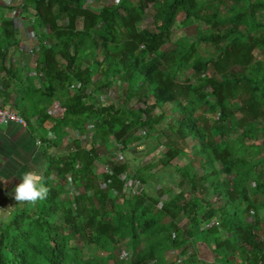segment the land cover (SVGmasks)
<instances>
[{"label": "trees", "instance_id": "16d2710c", "mask_svg": "<svg viewBox=\"0 0 264 264\" xmlns=\"http://www.w3.org/2000/svg\"><path fill=\"white\" fill-rule=\"evenodd\" d=\"M113 1L24 0L23 23L39 40L40 83L21 88L16 109L29 108L22 115L28 122L37 114L42 125L52 121L55 146L70 127L80 136L91 130L107 153L117 146L143 153L131 162L105 161L77 140V150L53 160L43 175L47 198L12 200L8 221L0 218V264H177L171 251L184 248L187 256L189 247L194 252L182 264H264V0ZM7 8L0 0V11ZM148 12L153 28L139 29ZM179 18L185 28L207 30L196 41L172 43ZM18 36L14 20L0 14V87L13 75L7 62ZM97 76L109 87L127 85L126 102H90ZM40 95L53 101L43 104ZM54 102L62 116L47 113ZM168 105L173 113L165 112ZM172 117L176 138L195 142L188 153L176 140L158 150L167 136L162 124ZM153 137L160 142L152 147ZM155 151L156 163L140 165ZM178 157L186 162L173 165ZM100 160L108 173L98 183L91 171ZM158 165L172 172L170 184L157 189L149 170ZM54 171L82 191L52 189ZM127 181L130 188L137 182L128 192ZM171 185L178 191L167 198ZM199 243L212 263L200 259ZM118 247L125 254L119 261Z\"/></svg>", "mask_w": 264, "mask_h": 264}, {"label": "crops", "instance_id": "0c3cea01", "mask_svg": "<svg viewBox=\"0 0 264 264\" xmlns=\"http://www.w3.org/2000/svg\"><path fill=\"white\" fill-rule=\"evenodd\" d=\"M14 1L18 3L20 2V5L18 8L16 6L13 7L12 11L21 10L23 12V10L19 8L24 4V0H6L7 5ZM7 7L11 8V6ZM15 17L16 16L11 15L9 18L14 20L15 27L19 31V46L12 49L8 57L7 67L13 72V75L9 77V79H7V81L4 82L0 87V105L2 108L12 110L22 117V115L25 116L24 112L29 110V108L23 110L16 109V107L23 104V95L26 93H23L21 88L23 86L27 87L29 81H32L35 87H39L40 82L37 78V73L39 72L38 53L40 47L37 45L35 46V44L32 46L29 45L28 39H30V35L28 36V39H26V36L21 33L23 30H19V28L16 26L19 21L22 22L23 25V20L20 18L17 19ZM23 19L27 21L25 17ZM24 28L30 29L31 33H34L32 26H25ZM36 38H38L37 35H35L34 39ZM30 47H33L34 49L31 51L24 50L25 48ZM16 56H25L24 61L22 57V62L15 64L14 59ZM30 58H33V63ZM40 101L46 105H49L51 102L49 99L42 101L41 95ZM54 103L50 105L47 113L55 118L57 117V114L54 115V113L50 112V109L55 105ZM42 119L43 117L40 114H37L35 117L30 119L29 122L27 121V128H23L19 125H10L0 128V193L4 194L6 198L11 197L10 193L12 189L20 182V179L25 172L38 170L42 171L44 175L50 168V164L53 163V160L58 159L60 156L65 154H60L58 150H65V152L71 150V148L64 146V139L61 140L63 145H53V141L58 137L57 134L52 130L53 122L48 121L46 124L42 125ZM69 128L70 127H66V131H74L72 128ZM55 174L56 173L54 171L50 176L49 185H51L52 189H57V187H59L60 181L68 180L70 182L68 176L63 180L61 178L57 179ZM4 180H7L8 183L4 184ZM67 191L70 193V195H72V191L68 189V187Z\"/></svg>", "mask_w": 264, "mask_h": 264}, {"label": "rangeland", "instance_id": "374dc122", "mask_svg": "<svg viewBox=\"0 0 264 264\" xmlns=\"http://www.w3.org/2000/svg\"><path fill=\"white\" fill-rule=\"evenodd\" d=\"M102 1H104V0H102ZM106 1L108 2V4L114 3L113 0H106ZM19 5H20V2L19 3L16 1L11 2L10 4L7 5V6H11V8L2 9V11H0V14H4V15L9 16V17H11V15H14V16H17L18 19L20 18L24 21V19H23L24 17L22 16L23 12L21 10L12 11L13 7L16 6L18 8ZM178 22H179V25H176L175 28L173 29L172 43H174L177 39H179L181 37H188L191 41H196L198 39V35L201 33V31L207 30V27H205V26L204 27L194 26V27H190V28H185L182 24H180V22H181L180 18L178 19ZM16 26L19 28V30H23L21 33H23L26 36V39H28L29 35H32L31 30L24 28L25 26H24V24L22 25V22L19 21V23ZM152 28H153V20H152V16L148 12L145 16L144 21H142L139 24V29H152ZM28 41H29L30 46L35 44V46L37 45L39 47L38 38L34 39V37H33L32 39H28ZM172 43L166 45L164 47V49H168V50L172 49L174 47ZM33 49H34L33 47H30V48H25L24 50L25 51L26 50L31 51ZM259 49L264 51V47L259 48ZM203 51H204L203 54L206 57H209V55L213 54V52L210 51L209 49H205V50L203 49ZM256 55L258 57H262L259 51H256ZM22 57H23V61H24L25 56H22ZM22 57L16 56L14 59L15 64L21 63ZM30 59L32 60V63H33V58H30ZM98 79H99V76H97L95 78V81H97V83L95 85V90L97 92L92 95L91 99H89L90 102H95L98 105L105 106V107L110 106V105L119 107V105H123L126 102V100H125L126 92L125 91H126L127 85L120 83V82H115L111 87H109V86H106L107 82L104 79H99V80ZM182 81H184V79H182ZM72 91H75V90L73 89ZM50 101H53V99H50ZM134 103H136V101L131 102L132 105ZM54 104L55 105L50 109V112L54 113V115L57 114V117L59 114L62 116L64 114V110L60 107L59 103H54ZM171 107H172L171 105H168V107L165 108V112L173 113L172 111H170ZM155 113L159 114V110H156ZM197 114L199 115L201 113L197 112ZM173 118L174 117L166 119V121H164L162 124L163 128L166 129L167 136H166V138L162 139V142H161L162 146L159 147L158 150L165 152V148L163 146L168 144V143H171V142L174 143L176 140L177 141L176 147L182 149L183 151H185V153H188L191 151V148L194 146L195 142L189 141V140L188 141H183V140L180 141L178 138H176V135H174L172 130L168 127V124H173ZM90 128H91V126L87 125V129H90ZM68 135H69L68 137L64 138L63 143H64L65 147L71 148L70 151L77 150L75 142L80 139L81 149L86 148L88 150H91L92 152L97 153L99 156L100 155L103 156L102 159L105 161H110L108 159H112V161H115V159L120 160V158L123 156L124 161H130L131 162V160L134 159L133 158L134 156L140 155L141 153H143V151H140V150L137 151L134 154V156L132 154H129L130 151L126 152V153H122L119 151L120 146L114 147L109 153H107L106 148L104 147L100 137L94 138L91 130H89L83 136H80L78 134L77 130L76 131L74 130L73 132H68ZM171 136H173V138H171ZM159 142H160V140L157 141L156 138L153 137L148 143H151L152 147H153V146H157ZM61 144L62 143H60V146H61ZM58 151L60 154L61 153H65V154L70 153V151L65 152V150H58ZM60 154H58V155H60ZM145 155H148V154H146V152H145ZM156 156H157L156 151L153 152L152 154H149L148 156H143V159L140 161V165L156 163L158 161V157H156ZM184 161L186 162V159H184V158L182 159V157H178L173 162V165L174 164L180 165ZM120 162H123V161L120 160ZM195 166L198 168V163H195ZM91 172L94 173V176H95L97 182L100 183V181H102V179L105 178V176L107 175L106 173H108V170H107L106 165L104 163H101V160H100L99 162L94 163V166H93V169ZM149 172L154 175L153 176V183L156 184L157 189L159 188V186L166 187V185L170 184V179L168 178V174L172 172V168L170 166L162 167L161 165H158V166L150 169ZM159 175H162V177H163V179H162L163 181L160 184H158V182L156 181ZM175 180L177 182L180 181L181 176L179 174L176 175ZM136 183H137L136 181L133 182V186H132V188H130L131 182L127 181L126 185H125V189L127 190V192L129 191V189L130 190L133 189L134 185ZM59 184L66 185L68 187V189H70L72 192L75 191L76 194H77V192L82 191V188L76 190V188L68 180L60 181ZM104 184H107V183L106 182L102 183L101 187H103ZM171 186L173 189L164 195L167 198H171L178 191V189L175 187V185H171ZM179 191H180V189H179ZM12 204H13V201H12L11 197L6 198L4 194L0 193V208L5 209V212L3 214H0V218L4 219V221H8V219H9L8 215L11 212ZM16 204L19 205L18 202H16ZM261 217L264 218V211H263ZM164 221L166 222V218L164 219ZM183 223L185 224V222L183 221L181 223V225H184ZM263 238H264V236H263ZM199 240H200V242H202L201 238H199ZM212 240L214 243V238H212ZM199 244H200V248L202 249L200 259H203L209 263H212L214 261L213 260L214 255L209 253V250L206 247H204V244H202V243H199ZM212 246L215 247L213 244H212ZM183 249L184 248H182L176 252L171 251V253H170L171 257H176V263L177 264H182L183 261H185L189 257V255H191L194 252L193 248L189 247L188 255L183 256L181 253V251ZM123 250H124L123 248L118 247L117 250H115V252H114V255L118 261H119V259L122 260L123 258H125V254L123 253ZM109 264H114L113 260H110Z\"/></svg>", "mask_w": 264, "mask_h": 264}, {"label": "clouds", "instance_id": "9594fccd", "mask_svg": "<svg viewBox=\"0 0 264 264\" xmlns=\"http://www.w3.org/2000/svg\"><path fill=\"white\" fill-rule=\"evenodd\" d=\"M3 183L7 184L8 181L4 180ZM48 193L49 188L44 184L42 171L31 170L23 174L20 182L12 189L10 195L15 202L35 204L46 199ZM4 212L5 209L0 208V214Z\"/></svg>", "mask_w": 264, "mask_h": 264}, {"label": "built area", "instance_id": "2783aa9c", "mask_svg": "<svg viewBox=\"0 0 264 264\" xmlns=\"http://www.w3.org/2000/svg\"><path fill=\"white\" fill-rule=\"evenodd\" d=\"M15 18H17V16ZM33 37L34 35L32 33V35H30V39H32ZM10 125H19L23 128H27L28 123L14 111L2 108L0 106V128Z\"/></svg>", "mask_w": 264, "mask_h": 264}]
</instances>
